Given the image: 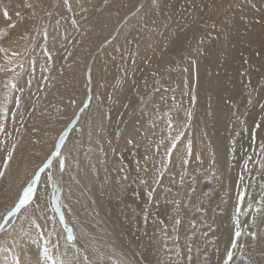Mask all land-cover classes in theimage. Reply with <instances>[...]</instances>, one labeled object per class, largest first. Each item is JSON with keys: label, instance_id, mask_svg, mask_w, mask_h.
Instances as JSON below:
<instances>
[{"label": "rangeland", "instance_id": "374dc122", "mask_svg": "<svg viewBox=\"0 0 264 264\" xmlns=\"http://www.w3.org/2000/svg\"><path fill=\"white\" fill-rule=\"evenodd\" d=\"M247 28H256L258 43H264V0H143L138 6L136 0H0V47L8 50L6 62L0 61V156L17 144L0 180V222L21 185L60 152L50 169L60 178L59 209L44 194L46 171L40 185L45 205L34 199L0 230V264L16 257L20 264H44L41 232L49 254L64 264H143L147 251L136 234L146 238L152 226L158 228L157 247L168 250L159 247L154 264H166L171 218L180 217L182 195L190 212L185 256L191 264H217L221 225L232 221L234 235L237 220L242 236L230 264H264V47L256 49L260 57L245 54L238 37ZM234 44L242 49L235 55ZM215 46L218 56L210 55ZM12 83L23 91L12 90ZM208 128L218 133L228 175L196 160L197 140L206 145ZM180 132L169 157V135ZM223 186L229 197L234 192V207L245 192L241 212L235 209L232 218Z\"/></svg>", "mask_w": 264, "mask_h": 264}, {"label": "bare ground", "instance_id": "6f19581e", "mask_svg": "<svg viewBox=\"0 0 264 264\" xmlns=\"http://www.w3.org/2000/svg\"><path fill=\"white\" fill-rule=\"evenodd\" d=\"M142 2H143V0H136V5L138 6V5H140V4H142ZM145 2V1H144ZM133 3V2H132ZM133 4H135V3H133ZM137 8V7H136ZM135 8V9H136ZM134 10V9H133ZM129 13V12H128ZM128 13H126V14H124L123 16H122V18L119 20V22L117 23V25L116 26H113L114 28H113V32L115 31V30H117L116 28H118V26L120 25V23L123 21V20H125V17L126 16H128L129 14ZM129 22V21H128ZM123 23V22H122ZM121 30V29H120ZM112 32V31H111ZM113 32H112V34H113ZM114 33H116V32H114ZM248 34V35H247ZM110 38V37H109ZM239 38V40L241 41V42H243V45H242V47H244V49H245V54L246 55H248V53L249 54H251V53H253V52H256V53H258L257 51H256V49H259V48H261L262 46L264 47V43H258L259 42V37H258V35H257V33H256V28H255V30H252V29H249V28H247V30H244V33H243V35H241L240 37H238ZM225 39L227 40V38L225 37ZM224 39V41H226ZM104 40V39H103ZM190 39H188V41H189ZM101 42V41H100ZM190 42V41H189ZM222 42V41H221ZM245 42L247 43V44H249V45H246L245 44ZM105 43V41L102 43V44H104ZM220 43V42H219ZM225 43V42H224ZM239 43V42H238ZM7 44V43H6ZM101 44V45H102ZM245 44V45H244ZM187 45V44H186ZM219 45V44H218ZM6 46H8L7 48L9 49L10 47L12 48V45L10 44V41H9V44H7ZM224 46V45H223ZM225 47V46H224ZM231 47V46H230ZM235 47L237 48V45H235L234 44V46H232V48L234 49V53H233V55H235L236 54V52H237V50H238V52H241L242 51V49L241 48H239V49H235ZM256 47V48H255ZM215 48H216V46H215ZM231 48V49H232ZM95 49V48H94ZM221 49V48H220ZM255 50V51H254ZM93 51V50H92ZM212 51V53L210 52V55L212 54L213 56L214 55H217L218 56V53H220V51H219V47L218 48H216V49H212L211 50ZM96 52V51H95ZM94 51H93V53H95ZM263 54V57H262V60L264 61V52L262 53ZM260 53H258V54H253V57H255V56H259L260 57ZM216 56V57H217ZM220 56V55H219ZM222 56V55H221ZM262 56V55H261ZM252 57V58H253ZM92 58H93V56H92ZM97 58V57H96ZM90 60V59H89ZM257 60V59H256ZM261 60V58L259 59V60H257V61H260ZM0 61H5L6 62V59H5V57L3 56V53H1L0 52ZM86 62L88 63V61L86 60ZM95 62V61H94ZM216 62V61H215ZM89 63H91V62H89ZM217 63V62H216ZM86 65V64H85ZM90 66H91V64H90ZM92 69V68H91ZM87 71V70H86ZM93 82V81H92ZM84 83V82H83ZM86 84V83H85ZM83 85V87L85 86L84 84H82ZM89 83H87V86H86V98L84 99V102L87 100V97L89 96ZM92 92V91H91ZM93 93H94V91H93ZM244 95V94H243ZM77 105V104H76ZM83 105V104H82ZM217 106V105H216ZM214 107V106H213ZM217 109V108H216ZM233 109V108H232ZM78 110V109H77ZM77 110L75 111V113H73L74 115L72 116V119L69 121V122H67V124H65V128L63 129V131L62 132H60L61 134H60V136L61 135H63L65 132H68L69 130V127L71 126V124L74 122V119L77 117ZM219 110V109H218ZM213 112V111H212ZM233 112V111H232ZM231 112V113H232ZM224 113V112H223ZM212 114H214V113H212ZM219 114V113H218ZM225 115V114H224ZM217 116V115H216ZM214 117V116H213ZM220 117V116H219ZM216 118V117H215ZM222 118V117H221ZM230 118V117H229ZM217 119V118H216ZM220 119V118H219ZM226 119V118H225ZM231 119V118H230ZM225 123H226V121H225ZM232 123V122H231ZM235 126V125H234ZM208 131H209V133H207V134H209V137H208V139L206 140L207 142H206V145H205V143H203L202 142V140L201 139H198L197 140V143H196V145L199 143V148H197V149H199L198 151H197V159L196 160H200V162L202 161L203 162V164H204V166L206 167V168H217V169H220V172H224V173H226L225 171L227 170H225V166H224V164H223V161H227V158L225 157L224 159H223V155H225L224 153L222 154L220 151H219V149H218V146H217V144H218V142H219V140H220V138L217 136V134L215 133L216 131H210V129L208 128ZM214 132V133H213ZM222 133V132H221ZM233 133V132H232ZM231 133V134H232ZM58 135V134H57ZM205 135V134H204ZM60 136H58L57 137V140H56V143H55V146L57 145V144H60L61 145V141H60V139H59V137ZM208 136V135H207ZM235 137V136H234ZM204 140V139H203ZM50 146V145H49ZM228 146H231L230 144L228 145ZM227 148L228 147H226V150H227ZM234 147H232V149H233ZM229 149H230V147H229ZM231 150V149H230ZM229 150V151H230ZM52 151V150H51ZM228 151V150H227ZM227 151H225L226 152V154H227ZM50 152V151H49ZM223 152H224V150H223ZM26 153V152H25ZM229 153V152H228ZM28 154V153H27ZM26 156H24L23 158H25ZM194 158V157H193ZM199 162V161H198ZM201 162V163H202ZM39 163V162H38ZM41 163H42V161H41ZM40 163V164H41ZM53 163H54V161H53ZM52 163V164H53ZM227 163V162H226ZM39 164V165H40ZM202 165V164H201ZM229 165V164H228ZM37 166V165H36ZM231 169V168H230ZM18 171H17V173H16V177H18V176H20V174H21V172H22V168L21 167H19L18 169H17ZM57 172V171H56ZM228 172V171H227ZM33 174V173H32ZM227 175H228V173H226ZM23 175V174H22ZM226 177V178H225ZM225 185L227 186V188L228 189H230V185L231 186H233V183L231 184L230 182H228V184H227V176L225 175ZM44 178V177H43ZM54 178H55V180L57 181V180H59L58 179V175H56V173H54ZM230 179V178H229ZM229 179H228V181H229ZM232 180H233V178H231ZM28 180V179H27ZM42 180V179H41ZM22 181V180H21ZM44 181V180H43ZM42 181V182H43ZM57 183H58V181H57ZM224 185V186H225ZM42 186V185H41ZM41 186H40V188H39V190H38V199H39V204H40V206H41V208L43 207V205H45V201H44V197H43V200H42V197L40 196V190H41ZM222 187L223 188V190L225 191V187ZM184 187V186H183ZM48 190H49V188H48ZM45 191V190H44ZM48 193H50V190L48 191ZM183 193V192H182ZM182 193H181V195H182ZM234 193V192H233ZM233 193L230 195V197L227 195V192L225 191V194H226V196H227V208H226V210H228V216L230 217V218H232V216H233V212L235 211V209H236V207H234V206H232V204H231V202L232 203H234V200L233 199H235L234 198V196H233ZM42 194H43V192H42ZM179 195H180V193H179ZM178 195V196H179ZM183 196V195H182ZM182 196H180V197H178V201H177V205H179L180 206V208L179 209H181V210H179V211H181V213H179L180 215V217H176V216H178V213H177V215L173 218H171L173 221H172V223H171V229L170 228H168V229H170V232L168 231V233L170 234V235H173L172 237H173V239L170 241V243L168 242H166L167 244H169L170 246H168L170 249V251L169 252H171V253H168V254H171V256L169 257V260L167 261V263H169V264H191V261H190V259H188L185 255H186V246H187V243H188V237H187V233L189 232V229H190V223H189V220H190V218H189V214H190V212H189V208H188V206H187V204H186V202H184L183 201V197ZM48 197V196H47ZM66 200L68 199V198H65ZM64 199V200H65ZM177 199V198H176ZM13 200H14V197L12 196L11 197V199H10V202H9V204H8V206L6 207L7 209L12 205L11 203L13 202ZM185 200V199H184ZM35 201H37V200H35ZM11 204V205H10ZM173 204V203H172ZM34 205V204H33ZM36 206H38V205H36ZM73 206V205H72ZM190 207H191V205H189ZM31 206H29V208H30ZM39 207V206H38ZM37 207H33V209L32 210H34V209H36ZM40 210V209H39ZM37 211H38V209L36 210V213H37ZM5 212V211H4ZM35 212V211H34ZM44 212V214H45V211H43ZM232 213V214H231ZM35 214V213H34ZM39 214H40V212H39ZM38 214V215H39ZM43 214V213H42ZM172 214V213H171ZM46 215V214H45ZM40 216H41V214H40ZM44 216V215H43ZM43 218V217H42ZM45 218H47V216H44V219ZM79 218V217H78ZM77 218V219H78ZM16 219V218H15ZM72 219V218H71ZM43 220V219H42ZM177 220H179L180 221V223L179 224H177L176 223V221ZM45 221H46V219H45ZM42 222V221H41ZM171 222V221H170ZM14 223V222H13ZM127 223H128V226L131 228V224H130V221L128 220L127 221ZM230 223V224H229ZM47 224V223H46ZM113 224V223H112ZM234 225V223L232 222V221H229V222H227V224H226V226H222L221 225V228H220V230H222L223 232H222V236H221V238H218V241H217V252H218V254H219V256H217L218 257V263L217 264H222L223 263V261H224V257L227 255V251L229 250V246H230V240H231V236H234L233 235V226ZM51 226H52V224H51ZM118 226V225H117ZM126 226H127V224H126ZM168 227H169V225H168ZM152 228L153 229H150L149 230V232H148V234L146 235V238L145 237H142V236H140V235H137L136 233V238H137V241L136 242H138L139 244H140V246H142V248L143 249H145L146 251H147V253H146V255L148 256V259H147V263H145V261H144V263L143 264H154V263H156L155 262V258H156V253H157V251H158V248L160 247V251H161V247L163 246V247H165L164 245H161V246H159V247H157V243H159L158 241H157V243H155V241H156V239H155V235H156V228H157V226H156V228H155V226H152ZM10 229V228H9ZM15 229V228H14ZM132 229V228H131ZM146 229V228H145ZM158 229V228H157ZM166 229V228H165ZM133 231V230H132ZM135 231V230H134ZM49 232V231H48ZM139 232V231H138ZM162 232V231H161ZM165 231H163L161 234H163ZM50 233V232H49ZM117 233H119V232H117ZM121 233V232H120ZM160 233V232H159ZM157 234L158 236H160V234ZM166 234H168L167 232H165ZM189 235V234H188ZM60 236V235H59ZM133 236V235H132ZM169 237H171V236H169ZM6 238V237H5ZM158 238V237H157ZM166 238H168V237H166ZM3 239V238H2ZM50 240V239H49ZM160 241H162V240H160ZM76 243V242H75ZM74 243V244H75ZM165 243V242H164ZM167 244H165L166 246H167ZM189 244V243H188ZM78 245V244H77ZM159 245V244H158ZM215 245V246H216ZM73 246V245H72ZM74 247H77L76 246V244H75V246H73V248ZM138 247V246H137ZM162 247V248H163ZM75 249V248H74ZM164 249V248H163ZM167 249L165 248L164 249V251H166ZM74 251V250H73ZM76 251V250H75ZM168 251V250H167ZM132 253V252H131ZM145 254V253H144ZM145 255V256H146ZM167 255V254H166ZM158 256V255H157ZM160 256H161V254H160ZM169 256V255H168ZM167 256V257H168ZM162 257V256H161ZM160 257V258H161ZM165 257V256H164ZM166 258V257H165ZM164 258V259H165ZM161 260V259H160ZM167 260V259H166ZM157 261H159V259L157 260ZM161 262L162 261H160L159 263L161 264ZM225 262V261H224ZM166 263V264H167Z\"/></svg>", "mask_w": 264, "mask_h": 264}, {"label": "snow or ice", "instance_id": "6c2138e0", "mask_svg": "<svg viewBox=\"0 0 264 264\" xmlns=\"http://www.w3.org/2000/svg\"><path fill=\"white\" fill-rule=\"evenodd\" d=\"M3 16L4 18L7 20L9 17V13L7 10H5L3 12ZM9 28H14L15 25L9 23L8 24ZM47 36V33H45V37ZM7 49H4L2 47H0V52L7 54ZM11 55L13 57H16L19 55L18 52L13 51L11 53ZM49 59H51V56L49 54ZM9 64H11V61H9ZM34 64V62H33ZM22 67V66H21ZM13 70V69H10ZM89 79H90V75H89ZM29 83H31L29 81ZM7 86V85H6ZM11 89L14 91H23L22 88H18L17 85L15 83H12L10 85ZM16 103L17 105L19 104V98H16ZM74 103V101H73ZM84 107H87V104L84 105ZM81 111H83V109H81ZM3 115L5 117H7L8 113L4 112ZM189 119L191 118V113L188 114ZM172 127L171 122L169 123V128ZM256 129H260L261 125L257 124ZM5 129L3 128L2 125H0V132H4ZM67 132H65L63 135H61L59 137L60 141L63 142L66 138ZM183 136V132L178 133L175 137H172L171 135H169V139L171 140V145L170 147H168L166 149V153L169 157H171L173 150L177 149V145L181 139V137ZM256 138V133L253 132L252 134V139L253 141H255ZM61 147L60 144L56 145V148L59 149ZM260 147L262 148V150H264V143H262L260 145ZM17 149V144L16 143H12L11 145H9L4 151H5V155L0 156V180H3L6 178V175L8 173V171L11 168V162L14 159V154L16 152ZM188 154H191V142H188ZM262 154H264V152H262ZM60 157V152L59 151H55L51 154L50 158H47L45 162H43V165L41 167H38L37 170H34L32 176L23 184L21 185V189L17 192L15 199L12 202V205L8 208L7 210V215L2 217V222H0V230H3L5 228V226L9 223L10 219L17 217L21 214L22 210H26L28 208V206H30L33 203L34 199H38L37 196V192L38 189L40 188L41 185V175L44 174L47 171V180H46V186H45V191L44 194L45 195H50L51 196V200L52 202L55 204L56 209H59L60 206V197L58 195L60 189L59 186L54 178V175L51 173L50 169H51V163H52V159H59ZM185 164L188 163L187 159H184L183 161ZM61 163H63L61 161ZM51 188V192L48 193L47 189ZM149 195L151 196V193H149ZM245 200V192L242 191L240 192L239 196H238V205L236 207V213L237 215L240 214L241 212V207L243 205V202ZM251 204L248 205L249 210H251ZM257 212H260L261 210L259 208L256 209ZM23 218V217H21ZM255 218L253 217V220ZM61 224H65V220L63 217V214H60V221ZM177 224L180 223L179 220L176 221ZM37 227H40L39 225H37ZM65 229L68 232V236L67 239L69 242L74 241L75 237L73 236L72 232L70 229H67V226L65 225ZM252 236H255V233H250ZM50 235V234H49ZM242 236V230L240 228V224L239 221H236V230L234 233V238L232 240L231 243V248L227 251V257L225 259V264H230V262L233 260V250H235L237 248V242L239 240V238ZM41 240H44V246L41 249V256L43 259L44 264H64L63 260H57L54 256L49 254V247H48V240L45 239L43 232H41V236H40ZM3 250V249H0ZM88 258L85 257V260H87ZM12 264H20V258L16 257L13 259ZM89 264H91V262L89 261ZM251 264V262H250Z\"/></svg>", "mask_w": 264, "mask_h": 264}]
</instances>
